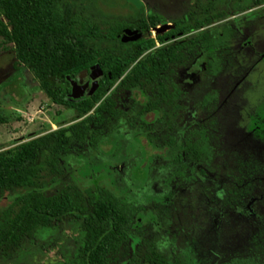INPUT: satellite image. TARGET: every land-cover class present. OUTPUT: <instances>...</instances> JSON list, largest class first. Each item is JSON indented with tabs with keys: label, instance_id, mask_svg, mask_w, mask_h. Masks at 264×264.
Masks as SVG:
<instances>
[{
	"label": "rangeland",
	"instance_id": "rangeland-1",
	"mask_svg": "<svg viewBox=\"0 0 264 264\" xmlns=\"http://www.w3.org/2000/svg\"><path fill=\"white\" fill-rule=\"evenodd\" d=\"M256 1L260 3L255 5ZM69 3L74 12L101 27L129 25L149 13L171 22L185 16L191 22L199 17L213 18L200 30L228 44L218 52L220 68L207 76L202 66L190 71V79L183 82L185 93L179 110L172 117L179 122L172 133L180 136V143L198 137L188 133L193 122L213 119V158L205 164L184 156L175 163L174 149L163 141L164 121L158 124L152 119L150 132L123 124L103 137L96 148L85 145L63 156V175L43 190L50 193L66 185L82 191L95 186L108 188L124 201L146 209L139 219V224L147 227L146 238L171 258L183 264H245L264 237L258 225L249 227L243 215L228 207L225 189L241 187L244 181L235 178L242 177V163L250 157L264 161V0ZM219 14L222 17L216 18ZM171 22L142 32L139 39L169 30ZM107 43L116 51H124L128 42L119 37ZM57 109L63 110L61 114L55 115ZM0 110L7 117L0 124V148L76 119L71 110L50 102L28 67L14 63L10 49H0ZM147 133L157 136V147L145 143L143 135ZM177 169L182 175L175 174ZM24 192L2 195L0 214ZM257 210L264 216L262 207ZM83 237L82 220L69 216L53 227L37 229L11 258L0 259V264H76Z\"/></svg>",
	"mask_w": 264,
	"mask_h": 264
},
{
	"label": "trees",
	"instance_id": "trees-1",
	"mask_svg": "<svg viewBox=\"0 0 264 264\" xmlns=\"http://www.w3.org/2000/svg\"><path fill=\"white\" fill-rule=\"evenodd\" d=\"M220 17L222 14L216 18ZM167 22L171 21L149 13L129 25L101 27L74 12L69 0H0V49H10L14 63L28 67L52 104L76 116L70 123L0 148V197L25 191L0 214V259L11 258L37 229L74 216L82 220L84 232L76 264H183L146 238L147 227L139 224L146 209L124 201L110 189L95 186L82 191L66 185L50 193L43 190L63 175V156L85 145L96 148L103 137L123 124L150 132L152 119L158 124L164 121L163 141L174 149L175 163L184 156L205 164L212 160L213 119L193 122L188 133L198 137L192 140L180 143V136L176 138L172 132L179 126L173 118L185 93L183 82L200 66L205 76L220 68L218 52L228 44L200 30L213 18L199 17L191 22L185 16L155 38L128 42L124 51L107 43L118 40L127 27L145 33ZM96 63L103 72L97 88L68 101L71 86L66 76L76 78ZM62 111L57 109L55 115ZM6 121L0 110V124ZM156 138L150 133L143 135L151 147H157ZM242 166V177L235 178L238 182L256 176L263 168L254 157ZM175 174L182 175L180 169ZM245 189L234 190L235 199L242 198ZM231 191L225 189L227 205ZM235 204L241 206L238 201Z\"/></svg>",
	"mask_w": 264,
	"mask_h": 264
},
{
	"label": "flooded vegetation",
	"instance_id": "flooded-vegetation-1",
	"mask_svg": "<svg viewBox=\"0 0 264 264\" xmlns=\"http://www.w3.org/2000/svg\"><path fill=\"white\" fill-rule=\"evenodd\" d=\"M155 28V27H154ZM126 29V28H125ZM124 29V30H125ZM132 30L137 28H130ZM139 31V30H138ZM141 32V31H139ZM124 33V32H123ZM120 35V37L123 35ZM142 34V32H141ZM131 42V41H129ZM89 77L84 78V81H87ZM91 85V80L89 81V86L85 89L84 93H86ZM261 165L263 168L260 169V173L256 176H249L248 179H245L244 183H242L239 189L246 188L243 192V197L239 199H235L234 190H239L238 188L231 187L232 190L230 193V208L234 210V212H239L240 215H243L248 226L258 225V230L264 237V216L260 213L257 208L262 207L264 210V182L261 180L264 179V161H262ZM245 169V168H244ZM238 201L240 203V207H235V202ZM255 254H258L255 255ZM245 264H264V245H258L253 247V251L249 253L247 256V261Z\"/></svg>",
	"mask_w": 264,
	"mask_h": 264
},
{
	"label": "water",
	"instance_id": "water-1",
	"mask_svg": "<svg viewBox=\"0 0 264 264\" xmlns=\"http://www.w3.org/2000/svg\"><path fill=\"white\" fill-rule=\"evenodd\" d=\"M140 37H141V32H139L138 30L136 29L132 30L130 28H126L124 30L123 35L120 37V40L122 42L136 41ZM102 75H103V72L97 63L92 65L89 69L81 70L76 76V78H70V76L67 75L66 78L69 80L71 90L68 93L66 99L68 101L77 100L78 98L84 96L85 94L92 93L97 88L98 80ZM87 76L89 77V79L83 82L84 78H86ZM90 80H91L90 88L86 93H84L85 89L89 86Z\"/></svg>",
	"mask_w": 264,
	"mask_h": 264
},
{
	"label": "built area",
	"instance_id": "built-area-1",
	"mask_svg": "<svg viewBox=\"0 0 264 264\" xmlns=\"http://www.w3.org/2000/svg\"><path fill=\"white\" fill-rule=\"evenodd\" d=\"M156 28V27H155ZM152 31V29H150ZM157 31H155L154 35L150 36L151 38H155V36L157 35Z\"/></svg>",
	"mask_w": 264,
	"mask_h": 264
}]
</instances>
